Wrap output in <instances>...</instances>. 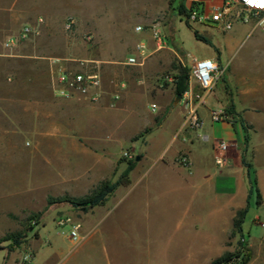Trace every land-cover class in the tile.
Here are the masks:
<instances>
[{
    "label": "crops",
    "instance_id": "obj_1",
    "mask_svg": "<svg viewBox=\"0 0 264 264\" xmlns=\"http://www.w3.org/2000/svg\"><path fill=\"white\" fill-rule=\"evenodd\" d=\"M130 2L0 0L2 40L15 37L23 27L36 26L37 20H43L38 27V35L11 48L0 45V65L13 67L21 62L30 66L35 73H39V68L44 69L43 75L21 76L15 70L9 71L7 86L10 93H0L1 122L16 124L18 133L30 139V154L41 156L42 163L49 167L51 179L48 181L47 176L44 186L55 189L56 192L51 195L84 197L100 182H115L126 168V163L120 161L121 153L125 147L134 149V157L139 160H135L134 168L129 173L130 184L116 188L103 205L81 211L80 220L95 218L99 227L111 219L112 226L124 227L125 211L131 212L143 206L146 207L145 224L151 228L155 222L163 225L168 219L167 213L176 208L180 212L176 220L179 229H216L215 236L207 240L206 247L212 250L216 247L219 253L210 256L208 262L218 259L232 248L233 244L228 245V242L233 221L239 211L246 209L247 212L249 207L253 194L248 195L249 181L241 163V159H244L251 165L261 197L260 205L256 204L254 222L246 232V240L243 238L249 254L246 264H264L263 31L254 28L252 23H235V32L223 44V51L228 56L224 68L221 52L215 46V56L212 53L203 58L217 63L221 75L212 89L203 94L204 104L198 108L201 128L190 130L183 127L185 110L181 101L175 103L176 96L170 85L172 82H162L160 78L173 72L174 65L194 57L187 54L185 58L175 48L169 49L165 45L157 50L150 33L153 25H144L136 14L128 13L123 5ZM222 2L181 0L179 3L187 10L196 6L194 10L208 14L220 7ZM107 5H111L112 11L118 15L128 13L135 23L134 29L141 27L149 34L148 46L151 50L148 52L146 47V57L143 61L139 60V65L127 66L124 64L126 59L119 61L115 58L116 43L111 42L110 34L105 29ZM67 18L75 20V37L64 30ZM207 23L200 26L208 27ZM164 28L169 30L170 35V23ZM81 35L93 38L90 43L83 41L86 48L90 44V48L112 55L107 54L98 60L89 56L79 58L77 37ZM165 37L172 38L171 35ZM245 41L247 44L242 45ZM233 47H242L237 60L233 58L236 52H232ZM90 60L122 66L121 80L108 82L105 77L102 78V94L97 103H89L81 97L57 98L53 94L56 73L59 70H78L80 61ZM1 74L6 72L2 70ZM19 84L20 90L14 93ZM189 88L194 95L202 93L194 81H191ZM114 96H117L116 100ZM140 98L148 101V119L145 123L135 110ZM151 104L155 106L154 110L149 108ZM14 109H17L18 117L12 115ZM211 111H222L225 119L213 122ZM123 115H128L140 125L123 142L116 144L97 134L110 126L111 121L121 124ZM145 128L148 133L143 140H133ZM0 131L6 134L4 128H0ZM219 142L227 144L225 151L216 149ZM181 154L188 159L187 167L177 163ZM1 179H9V176L3 174ZM168 185L171 186L167 188ZM155 194L161 198L175 194L180 204L173 202L159 207L153 199ZM257 228L262 232H257ZM95 232L102 244L98 254L105 264H122V259L127 257L118 250L119 243L127 239L135 244L142 241L149 243L152 238L151 231L144 235L133 230L102 227ZM82 233L83 240L76 245V250L83 249L94 234ZM134 256L136 254L130 258ZM67 261L50 251L37 253L34 257V264H68Z\"/></svg>",
    "mask_w": 264,
    "mask_h": 264
},
{
    "label": "rangeland",
    "instance_id": "obj_2",
    "mask_svg": "<svg viewBox=\"0 0 264 264\" xmlns=\"http://www.w3.org/2000/svg\"><path fill=\"white\" fill-rule=\"evenodd\" d=\"M179 2L181 0H131L130 3H124L123 7L131 15L134 16L136 14L139 21L143 20L144 25L159 27L163 44L169 49L175 48L185 58L187 54H190L195 59H203L212 53L215 56L213 46L217 47L221 52L223 67L224 62L228 59V56L223 51V44L235 32L237 25L234 23L228 31L221 30L219 26L211 22L206 24L209 28L200 25L189 28L185 23V17L178 11ZM198 10L200 9L198 8ZM128 13L124 12L125 15H118L112 11L111 5L106 7L105 17L107 18V25L105 29L110 34L109 39L111 42L116 43L114 55L119 61H123L129 56H137L136 44L143 43L147 47L148 52L151 50L148 46L150 43L148 41L149 34H147L145 29L135 32V23H133V19ZM168 23H170L172 28L170 33L172 38L166 39L165 36H170L169 30L164 28ZM193 31H197L200 36L207 38L210 41V45L197 40ZM74 32L75 29H73L72 34ZM73 36L75 37L76 34H73ZM82 38L83 35L77 37L79 58H88L89 56L90 59L98 60L107 54L112 55V53H104L94 47L90 48V44L89 48H86L83 45ZM120 40L121 42L118 43ZM246 44L247 41L242 45ZM241 48L233 47L232 52L236 51L233 57L235 60L238 59ZM190 59L186 58L182 61V64H179L189 69ZM98 63L101 79L105 77L108 82L121 80L124 71L121 68L122 66ZM3 66L0 65L1 94L10 93L7 79L11 70H15L21 76L44 74V69L39 68V73H35L32 72L30 66L21 62L15 63L13 67ZM2 70L6 74H1ZM169 75L172 77L173 84V72L169 73ZM172 84L170 85L173 89ZM165 85L169 84L165 83ZM19 86L20 84L14 93L20 90L21 87L19 88ZM146 103H148L146 99L140 98L135 107V110L143 119L142 123H145V120L148 119ZM12 115L18 117L17 109L12 111ZM121 121V124L111 121L110 126L100 130L97 134H101L106 140L109 139L119 144L125 140L128 134L134 132L140 126L139 122L134 121L128 115H123ZM0 128H4L6 133L4 134V131H0V264H24L25 260H28L29 264H34V257L37 253L49 251L58 253V255L67 259L68 264H105V261L98 254L101 252L102 244L99 242V235L95 232L97 228L102 227H108L111 230L120 228L127 231L133 230L144 235L151 231L150 235L152 238L149 243L148 241H142L135 244L127 239V241L118 244V250L122 254L127 255V257L122 259V264H206L210 256L219 253V249H216V247L213 250L206 247L207 240L213 239L216 229L213 227L179 229L176 226V220L180 212L176 208L174 211L167 213L168 219L163 225H161V222H155V226L149 228L145 224L146 207L143 206L131 212L125 211L124 227L112 226L113 220L111 219L99 227L95 218L80 220V208L73 207L68 203L47 206L48 198L55 199L67 195H51L56 192L55 189L44 186L45 178L48 176V181L51 179L49 167L42 163L41 156L30 154L32 150L30 139L18 133L16 124L2 123L0 120ZM147 130L145 128L133 139L143 140V133ZM9 143L10 147H8ZM125 152L129 154L126 158L123 157ZM135 153L134 149L125 147L121 153L120 161L133 160ZM3 174L5 176L8 175L9 179H1ZM170 186L168 185L167 188ZM67 197L79 199L83 196ZM153 199L159 207L167 206V204L173 202L180 204L178 201L179 197L175 194L162 198L155 194ZM255 209L256 199L255 194H253L242 226V236L245 240L247 237L246 232L254 222ZM74 226L79 227L78 234L82 240V232L94 233L92 239L81 250H76V245L82 240L73 243L67 237L69 230ZM257 232H262V229L257 228ZM232 244V248L224 252L220 257L237 251V238L229 237L228 245ZM162 253H164V256H161ZM134 254H136L135 258H130ZM214 260H210L207 264H212Z\"/></svg>",
    "mask_w": 264,
    "mask_h": 264
},
{
    "label": "built area",
    "instance_id": "obj_3",
    "mask_svg": "<svg viewBox=\"0 0 264 264\" xmlns=\"http://www.w3.org/2000/svg\"><path fill=\"white\" fill-rule=\"evenodd\" d=\"M185 20L190 26L202 25L211 22L219 26L221 30L228 31L234 23L249 24L252 23L254 28H258L264 33V0H223L222 5L211 10L208 14L191 9L187 11ZM43 23L42 19L37 20L36 26L23 27L17 36L10 37L6 40L0 39V45L4 48H11L18 42L28 40L38 35L39 25ZM75 26L73 18H67L64 23V30L72 33ZM135 32L142 31L141 27H136ZM152 40L155 42L156 49L163 47L162 36L157 26L150 28ZM92 37L83 36L85 43H90ZM135 50L137 56H131L124 62L127 66L139 65V60L143 61L146 57V47L143 43L136 45ZM189 65V83L188 90L181 96V102L185 110L183 115V127L190 130H198L201 128L202 122L198 115V108L204 104L203 94L208 93L215 82L219 79L221 72L217 63L210 59H190ZM160 80L162 82H172L169 74L163 75ZM194 81L202 91L199 95L192 94L189 85ZM53 94L59 99H72L81 97L89 103H97L102 94V79L99 63L95 61H80L78 70H59L53 84ZM114 100L117 96L113 97ZM151 110L155 109L154 105H150ZM210 117L213 122H220L225 119L222 111H211ZM227 144L219 142L216 146L218 151H225ZM128 153H123V157H128ZM177 163L182 167H187L189 162L184 154L177 158ZM220 163V159L217 160ZM78 226L72 227L68 232V240L77 243L82 240L78 234ZM24 264H29L25 260ZM221 264H241V256L234 258L232 261Z\"/></svg>",
    "mask_w": 264,
    "mask_h": 264
},
{
    "label": "trees",
    "instance_id": "obj_4",
    "mask_svg": "<svg viewBox=\"0 0 264 264\" xmlns=\"http://www.w3.org/2000/svg\"><path fill=\"white\" fill-rule=\"evenodd\" d=\"M196 8V6L191 7V9ZM189 9V10H191ZM179 13L186 17L187 9L180 4L178 8ZM186 25L189 28H192L187 21L185 20ZM194 37L197 40H201L204 43H207L210 45V41L200 36L196 31H193ZM173 89L175 96L177 95H183L188 90V83H189V69L186 67H182L180 64H176L173 66ZM148 133V130L145 131L143 134L145 135ZM135 140V139H133ZM126 168L125 170L119 175L117 180L115 182L110 181H103L97 184L96 187H94L90 193L82 198L75 199L70 198L67 196L60 197V198H48L47 199V206H51L53 204H60V203H68L73 207L80 208L82 212H86L89 209L103 205L106 201L109 195H111L114 190L120 186L125 187L130 184L129 180V173L134 168L135 165V158L133 160L126 161ZM241 163L243 167L246 169L247 177L249 181V191L248 195L255 194L256 204L260 205L261 203V197L258 193V190L256 188V180L252 176L251 171V165L247 163L244 159H241ZM246 214V209L239 211L236 214V217L233 221V227L231 231L230 237L237 238V245L238 249L235 253L232 254H225L222 257L214 260L212 264H221V263H227L232 261L234 258L241 256V264H246L249 261V254L247 253V250L243 244V236H242V223L244 220Z\"/></svg>",
    "mask_w": 264,
    "mask_h": 264
},
{
    "label": "water",
    "instance_id": "obj_5",
    "mask_svg": "<svg viewBox=\"0 0 264 264\" xmlns=\"http://www.w3.org/2000/svg\"><path fill=\"white\" fill-rule=\"evenodd\" d=\"M180 100H181V95H177L175 97V103L179 102ZM135 160L138 161L139 160L138 157H136Z\"/></svg>",
    "mask_w": 264,
    "mask_h": 264
}]
</instances>
